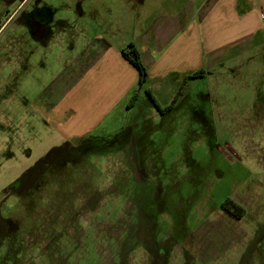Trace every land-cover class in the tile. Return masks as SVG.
Masks as SVG:
<instances>
[{
  "label": "rangeland",
  "instance_id": "1",
  "mask_svg": "<svg viewBox=\"0 0 264 264\" xmlns=\"http://www.w3.org/2000/svg\"><path fill=\"white\" fill-rule=\"evenodd\" d=\"M43 1L59 40L26 39L30 71L0 102V264H264V67L255 51L211 75L152 86L161 106L171 104L162 114L138 86L82 137L65 136L41 104L80 47L78 9L113 21L118 31L102 34L117 44L142 26L130 16L148 0ZM21 2L0 0L10 11ZM227 198L242 218L221 209Z\"/></svg>",
  "mask_w": 264,
  "mask_h": 264
},
{
  "label": "crops",
  "instance_id": "2",
  "mask_svg": "<svg viewBox=\"0 0 264 264\" xmlns=\"http://www.w3.org/2000/svg\"><path fill=\"white\" fill-rule=\"evenodd\" d=\"M78 10L83 22L80 47L56 78L59 88H50L41 104L65 136L82 137L127 102L138 86L152 94V86H177L198 70L203 77L211 75L253 51L264 67V0H148L142 14L130 16L142 19V26L117 44L102 34L118 31L113 21L104 22L93 8ZM108 16L119 19L113 11ZM52 38V43L59 40L54 32ZM129 43L138 48L147 70L144 84L138 83V71L122 54ZM167 90V101L173 100L174 91ZM152 104L151 112L163 113Z\"/></svg>",
  "mask_w": 264,
  "mask_h": 264
},
{
  "label": "flooded vegetation",
  "instance_id": "3",
  "mask_svg": "<svg viewBox=\"0 0 264 264\" xmlns=\"http://www.w3.org/2000/svg\"><path fill=\"white\" fill-rule=\"evenodd\" d=\"M25 5V0H22L10 11L11 5L0 4V36L5 32L8 23H12L16 18L15 33L12 30L0 44V102L8 101L2 95L4 91L7 94L16 91L21 79L20 73L30 71L32 66L30 61L35 52L31 44L27 51L26 39L38 42L41 39L46 41L52 38V32L48 31L52 21L48 2L38 0L23 9Z\"/></svg>",
  "mask_w": 264,
  "mask_h": 264
},
{
  "label": "trees",
  "instance_id": "4",
  "mask_svg": "<svg viewBox=\"0 0 264 264\" xmlns=\"http://www.w3.org/2000/svg\"><path fill=\"white\" fill-rule=\"evenodd\" d=\"M122 54L125 57V59H127L128 62L138 71V74H139L138 83L144 84L148 73H147L145 66L143 65V62L141 60V55H140L138 48L133 43H129L124 48H122ZM202 73H203L202 70H198L194 72L192 75H189L185 79L200 77L202 76ZM145 93L147 94L149 99L154 103V105L157 107L159 111H167L169 108H171V104L166 106L165 108H161L158 105L157 101L152 96V94L150 93V90H146ZM176 96H174L172 103L176 101V98H177ZM135 97H136V94L133 95L132 100L135 99ZM220 207L221 209L227 211L229 214H231L236 219L242 218L245 212L240 205H238L234 200L230 198H227Z\"/></svg>",
  "mask_w": 264,
  "mask_h": 264
}]
</instances>
